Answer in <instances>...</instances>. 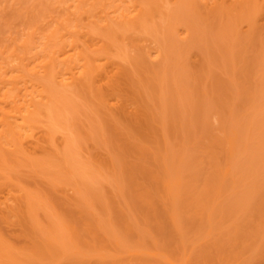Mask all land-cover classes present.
I'll return each instance as SVG.
<instances>
[{
    "label": "rangeland",
    "instance_id": "374dc122",
    "mask_svg": "<svg viewBox=\"0 0 264 264\" xmlns=\"http://www.w3.org/2000/svg\"><path fill=\"white\" fill-rule=\"evenodd\" d=\"M60 1L0 0V70L28 55L16 58L17 47L26 43L27 51L33 43L37 49L29 54H36L63 28V39L79 32L72 35L79 40L75 51L93 55L104 76L84 90L57 87L53 116H42L35 130L39 136L50 130L52 151L21 154L16 163L8 153L0 202L24 189L31 209L14 226L0 222L9 256L1 255L0 264H264V0L258 7L234 0L147 1V23L132 32L126 27L128 33L105 25L104 2L97 14L99 8L89 9L99 0ZM212 2L219 12L206 6ZM72 16L85 23L77 19L78 26ZM83 32L98 36L88 42ZM107 79L119 83L104 95ZM118 104L129 113L141 109L147 125L132 122Z\"/></svg>",
    "mask_w": 264,
    "mask_h": 264
},
{
    "label": "bare ground",
    "instance_id": "6f19581e",
    "mask_svg": "<svg viewBox=\"0 0 264 264\" xmlns=\"http://www.w3.org/2000/svg\"><path fill=\"white\" fill-rule=\"evenodd\" d=\"M65 1H67V0H65ZM70 1V0H69ZM73 1H75V0H73ZM94 1V0H93ZM96 1V0H95ZM95 1L94 2H92V3H94V4H96L97 3V1H96V3H95ZM106 1V2H105ZM110 1V0H109ZM117 1V0H116ZM119 1V0H118ZM122 1H124V0H121V2ZM132 1H133V3H132ZM131 2H130V0H127V2L128 3H126L125 4V2H124V6L122 7L121 6V4L120 5H117L118 3H116V6H112V2H114L115 3V1L113 0L112 2L110 1V2H107V0H99L98 2L100 3V4H96V6H91L90 8L91 9H89V11H93V10H98V8H99V10L97 11V14H98V12L101 10H103L102 9V7H106L105 5L107 4L108 5V8L106 9L107 11L104 13V12H101L100 13V16L101 15H103L104 17L102 18L103 19V21H105V25L109 28V29H113V26L115 27L116 26V24H118V25H121V26H123V28H125V30L124 31H126V27L128 28L127 30H129L130 29V31L132 32L133 30H131L132 28H135V26H139V25H142V27H144L145 26V24L147 23L146 21L148 20V19H146V17H147V13H145V9H146V5H144L147 1H149L150 3L151 2H154V1H152V0H137V4H136V1H134V0H132ZM140 1V2H139ZM211 1V0H210ZM213 1V0H212ZM218 2V0H215V2H214V4H217V2ZM221 1V0H220ZM60 2H62V0L60 1ZM76 2H78V3H82V2H80V1H76ZM75 2V3H76ZM102 2H104L105 3V5L103 6V5H101V3ZM129 2H130V4H129ZM135 2V3H134ZM234 2H244V3H252L253 5H256V7H258L259 5H258V3H259V0H234ZM72 3V2H71ZM70 3V4H71ZM77 3V4H78ZM83 3H84V0H83ZM83 3L82 4H80V6L81 5H83ZM88 3V2H87ZM91 3V4H92ZM103 3V4H104ZM222 3V2H221ZM62 4V3H61ZM76 4V5H77ZM89 4V3H88ZM88 4H87V7H88ZM90 4V5H91ZM94 4H92V5H94ZM73 5H75V4H73ZM211 5V7H213L212 5H213V2L210 4V3H208L206 6L208 7V6H210ZM223 5H225L226 6V4L223 2V4L222 5H220L219 6V9H221V7L223 6ZM66 6V5H65ZM230 6H231V4H230ZM76 7V6H75ZM78 7V6H77ZM100 7H101V9H100ZM111 7V8H110ZM190 7V6H189ZM193 7V6H192ZM196 7V6H195ZM210 7V8H211ZM57 8H59V6L57 7ZM85 8V6L83 7V9ZM93 8V9H92ZM215 10H214V9ZM213 8H211L210 10H214V12L216 11V10H218V7H213ZM63 9H65V8H63ZM69 9V8H68ZM86 9V8H85ZM228 9V8H227ZM60 10V9H59ZM67 10V9H66ZM66 10H64V11H66ZM72 10V9H71ZM76 10H77V8H76ZM81 11H84V10H82V9H80ZM209 10V11H210ZM105 11V10H104ZM68 12H70V11H68ZM73 12V11H72ZM72 12H71V14H69V15H73L72 14ZM88 10H86V15H88ZM94 12H96V11H94ZM207 12V11H206ZM212 12V11H211ZM218 12H219V10H218ZM66 14H65V17H66V15L67 16H69L68 14H67V11L65 12ZM77 13H79L80 15H81V12H76L75 14H77ZM93 13V12H92ZM60 14V13H59ZM62 14V13H61ZM79 14H77L76 15V17L79 15ZM94 14V13H93ZM96 14V13H95ZM84 15V14H83ZM82 15V16H83ZM85 15V16H86ZM90 15H88L87 16V18L89 17ZM97 16V15H96ZM99 16V15H98ZM63 17V16H62ZM72 17H74V18H71L72 19V21L74 22L75 20H77L78 19V21H82V20H80V18H76L75 16H72ZM78 17H80V16H78ZM191 17V16H190ZM200 17V16H199ZM198 16H197V18H199ZM76 18V19H75ZM90 18V17H89ZM88 18V19H89ZM92 18V17H91ZM90 18V19H91ZM94 18H96V17H94ZM101 18V17H100ZM52 19V18H51ZM66 19H70V17L68 18H66ZM70 19V20H71ZM93 19V18H92ZM102 19H97L96 18V20H97V22H99L100 20V25L102 24ZM200 19L202 20V18L200 17ZM65 20V19H64ZM187 20V19H186ZM68 21V20H67ZM72 21H70V22H72ZM78 21H75V23H79ZM87 21V20H86ZM73 22L71 23L72 24V27H74V25H76V24H74L73 25ZM82 22H84L85 23V21H82ZM88 22V21H87ZM93 22V21H92ZM189 22V21H188ZM48 23H49V21H48ZM68 23V22H67ZM83 23V24H84ZM90 23V22H89ZM95 23V22H94ZM109 23H115L114 25H112V24H109ZM175 23V22H174ZM65 24V23H64ZM91 24V23H90ZM90 24H87L86 23V25H90ZM109 24V25H108ZM176 24V23H175ZM187 24V23H186ZM49 25V24H48ZM59 25V24H58ZM66 25V24H65ZM69 25V24H68ZM104 25V26H105ZM112 25V26H111ZM46 26H47V24H46ZM62 26V25H61ZM71 26V25H70ZM78 26H79V24H78ZM78 26H75V28L73 29V28H71L72 30H78V28L80 29V27H78ZM81 26V25H80ZM82 26H84V25H82ZM91 26H95V24L94 25H91ZM132 26V27H131ZM149 26V25H148ZM59 28H60V25L58 26ZM90 27V26H89ZM95 27H97V26H95ZM94 27V28H95ZM101 27H103V25L101 26ZM112 27V28H111ZM120 27V26H119ZM131 27V28H130ZM141 26H140V28H138V30L139 29H141L142 28ZM178 27V26H177ZM55 28V27H54ZM66 29H70L69 27L67 28V25H66V27H65ZM64 28V29H65ZM88 28V27H87ZM92 28V27H91ZM94 28H92L93 30H95ZM103 28H105V27H103ZM103 28H101V29H99V28H97V30L99 29V30H102ZM107 28V29H108ZM115 28H118V27H115ZM121 28V27H120ZM145 28H147V27H145ZM149 28V27H148ZM147 28V29H148ZM166 28V27H165ZM167 28L168 29H170L169 28V25L167 26ZM167 28H166V30H167ZM173 28H174V25H173ZM63 29V28H62ZM62 29H56V30H58V31H56V33H58V32H60V33H63V32H61L60 30H62ZM66 29H65V35H67V33L69 34L70 33V31H66ZM152 29V28H151ZM154 29V28H153ZM152 29V30H153ZM183 29V28H182ZM234 29V28H233ZM84 30V29H83ZM87 30V29H86ZM96 31V32H100V31ZM116 29H114V31H115ZM138 30H135V31H138ZM143 33L145 32V29L143 28ZM149 30V29H148ZM160 31H161V29H159ZM185 30V29H184ZM230 30V29H229ZM235 30V29H234ZM54 31V30H53ZM62 31H64V30H62ZM81 31V30H80ZM147 31V30H146ZM172 31H174V30H172ZM73 32H75L76 34L77 33H79L78 31H73ZM72 31H71V33L70 34H72V35H74L75 37L78 35V37H80L79 36V34H77V35H75V33H73ZM82 32V31H81ZM105 32V31H104ZM109 33H110V31H108ZM127 32V31H126ZM139 32V31H138ZM168 32V31H167ZM60 33H58V36H56V34H55V31H54V34H55V36H56V38H55V36L53 37V35H52V41H51V43H49V45L48 44H46V45H48V47L46 46V47H43V49L41 50L40 48V46L38 47L39 48V50L40 51H38L36 54H32V55H30L29 53H31V50L32 51H34L33 50V48H36V47H34L35 45H33V43H32V45L30 44V40H29V44L30 45H28V49H27V51H25V48L27 47L26 46V43H25V45L24 46H26V47H24L23 45V47H21L20 48V46L19 47H17V48H20V50H22V51H19V49H17L16 48V50H15V52H17V53H19L18 55H17V53L15 54L16 55V58L17 57H20L19 55H21L22 57L26 54L27 56H25L24 58H21L20 57V59L18 58V60L16 59V58H14V59H16V60H13V59H11V56L12 55H14V51L13 50H11L12 52H13V54L11 53V55H10V58L9 59H11L10 60V62L13 60V62H15V63H13L12 62V66H14V67H10V69L8 68H6V69H4L3 67L1 68V70H0V176H2V175H4V174H2L3 172H2V170L4 169V168H6V166L5 165H7L6 164V162H7V159L9 158L8 157V153H9V155H10V159L12 158V161L14 160V158H16V159H18V160H20L21 159V157H22V155L24 154L26 157H24V155H23V158L24 159H26L28 156V154H30V153H32V155H34V153H37V152H43V154H44V152L45 151H48L49 152V150H53V145H51L52 144V138H51V135H50V137H49V135H48V133H49V131L47 132L46 131V133H47V135H43V133L41 134V136H39V134H37L36 133V131L35 130H39L37 127H39V126H37V124H39V123H41V118H42V116H44V115H48L49 116V119H51V115L53 116V114H51L52 112H53V110H54V107L56 106V97L58 96V94H59V92H60V90L59 89H57V87L58 88H60V86L61 87H66V88H68L69 86H71V87H75L76 88V86H79L80 87V85L82 86V89H83V87L85 86V85H94V81H95V79H96V77H101L102 78V75L104 76V74H100V71H98V70H96V65L95 64H93V60H94V57H93V55H92V57L90 56V54L83 48V47H81V49H79V50H77V51H75L76 49H77V47H78V41H76L77 39H75V41H74V38H72V35H71V38H69L68 36H65V37H67V38H64V39H66V40H64L63 38H62V35H60ZM84 33V35L85 36H87V34L88 33H85V32H83ZM101 33V32H100ZM112 33V32H111ZM114 33H118V31H116V32H114ZM125 33V32H124ZM128 33V32H127ZM135 33V32H134ZM150 33H152V32H150ZM221 33H223L222 31H221ZM231 33V32H230ZM49 34V33H48ZM52 34V33H51ZM82 34V33H81ZM119 34H121V33H119ZM118 34V35H119ZM122 34H123V32H122ZM141 34V33H140ZM233 34V33H232ZM24 35V34H23ZM59 35H60V37H59ZM92 35V34H91ZM124 35V34H123ZM122 35V36H123ZM139 35V34H138ZM84 36V37H85ZM94 36H96V35H93V36H91V38L93 37L94 38ZM97 36H98V34H97ZM96 36V37H97ZM101 36V35H100ZM107 36V35H106ZM106 36H104V37H106ZM125 36V35H124ZM131 36V35H130ZM129 36V37H130ZM183 36V35H182ZM32 37V36H31ZM57 37H58V39H57ZM64 37V36H63ZM82 37V36H81ZM83 37V38H84ZM103 37V38H104ZM25 38V37H24ZM43 38V37H42ZM45 38V37H44ZM43 38V39H44ZM53 38H55V39H53ZM89 38V39H88ZM91 38L89 37V34H88V37H87V41L89 42V41H92L91 40ZM101 39V41H102V37H100ZM107 38V37H106ZM116 38V37H115ZM134 38V37H133ZM177 38V37H176ZM189 37H187V39H188ZM47 39V38H46ZM73 39V40H72ZM99 39V38H98ZM108 39L110 40V39H112V38H109L108 37ZM114 39V38H113ZM121 39V38H120ZM129 39V38H128ZM135 39H136V37H135ZM181 39V38H180ZM187 39H185V40H187ZM12 40V39H11ZM19 40V39H18ZM28 40V39H27ZM32 40V39H31ZM48 40V39H47ZM68 40H71V41H68ZM94 40V39H93ZM104 40H105V43L104 44H106V39L104 38ZM124 40V39H123ZM130 40H132V39H130ZM134 40V39H133ZM182 40V39H181ZM20 41V40H19ZM18 41V42H19ZM41 41V40H40ZM39 41V42H40ZM122 41V40H121ZM128 41V40H127ZM45 42V41H44ZM95 42H96V38H95ZM113 42H115V40L113 41ZM99 43H101V42H99ZM102 43H103V41H102ZM101 43V44H102ZM109 43H112V42H109ZM10 44V43H9ZM12 44V43H11ZM10 44V45H11ZM14 44V43H13ZM12 44V45H13ZM16 44V43H15ZM20 44V43H19ZM81 43H79V45H80ZM92 44V43H91ZM91 44H88V45H91ZM115 44H116V42H115ZM93 45V44H92ZM98 45V44H97ZM107 45V44H106ZM105 45V46H106ZM109 45L110 44H108L107 46L109 47ZM112 45V44H111ZM114 45V44H113ZM121 45V44H120ZM15 46V45H14ZM29 46H31V47H29ZM67 46L69 47V48H67ZM119 46V45H118ZM131 46V45H130ZM12 47V46H11ZM90 47V46H89ZM93 47H95L94 45H93ZM99 47V45L97 46V48ZM125 47V46H124ZM138 47V46H137ZM146 47V46H145ZM23 48V49H22ZM46 48V49H45ZM79 48V47H78ZM86 48V47H85ZM107 48V47H106ZM130 48V47H129ZM135 48V47H134ZM4 49V48H3ZM9 49V48H8ZM15 49V48H14ZM37 49V48H36ZM66 49H68V50H66ZM99 49V48H98ZM97 49V50H98ZM100 49H101V51H102V49H103V51H105V49L104 48H102V46L100 47ZM100 49H99V53L101 52L100 51ZM137 50H138V48H136ZM145 49V48H144ZM157 49V48H156ZM158 49H159V47H158ZM73 50V52H70V51H72ZM87 50H88V48H87ZM120 50V49H119ZM89 51V50H88ZM102 51V55L103 54H106V56H107V54L108 53H104ZM117 51V50H116ZM24 52V53H23ZM26 52V53H25ZM93 53H96V52H94V50L92 51ZM106 52V51H105ZM113 52V51H112ZM115 52V51H114ZM113 52V53H114ZM143 52V51H142ZM159 52V51H158ZM157 52V53H158ZM1 53V52H0ZM21 53H23V54H21ZM39 53H41L40 55H41V57L38 55ZM98 53V54H99ZM151 53V52H150ZM112 54V53H111ZM145 54V53H144ZM95 55V54H94ZM100 55H101V53H100ZM143 55V54H142ZM161 55V54H160ZM1 56H2V54H1ZM0 56V57H1ZM97 56V55H96ZM113 56V55H112ZM162 56V55H161ZM125 57V56H124ZM128 57V56H127ZM153 57V56H152ZM163 57V56H162ZM39 58H40V60H39ZM96 59H97V57H95ZM121 58V57H120ZM155 58H156V55H155ZM95 59V61L96 62H99V61H97ZM98 59H100V57L98 56ZM106 59V58H105ZM115 59V58H114ZM129 59V58H128ZM164 59V58H163ZM3 60H5V59H3ZM25 60V61H24ZM37 60H39L38 61V63H37ZM108 60H109V58H108ZM116 60V59H115ZM7 61H9L8 59H7ZM107 61V60H106ZM111 61V60H110ZM148 61V60H147ZM3 62V61H2ZM10 62H9V64H10ZM18 62V63H17ZM112 62V61H111ZM119 62V61H118ZM117 62V63H118ZM130 62H132V61H130ZM129 62V63H130ZM143 62V61H142ZM107 63V62H106ZM106 63H105V65H106ZM113 63V62H112ZM116 63V62H115ZM152 63V62H151ZM164 63V62H163ZM3 64V63H2ZM9 64H7V65H9ZM14 64V65H13ZM132 64V63H131ZM150 64V63H149ZM1 65V64H0ZM7 65H6V67H7ZM102 65V64H101ZM116 65V64H115ZM98 66V68H99V65H97ZM120 66V65H119ZM132 66V65H131ZM136 66V65H135ZM102 67V66H101ZM15 69V70H12V69ZM120 69H122L121 67H120ZM118 70V71H121V70ZM129 69V68H128ZM152 69V68H151ZM12 72L11 74H10V72ZM13 71H14V73H13ZM125 71V70H124ZM151 71V70H150ZM16 72H19V73H17V74H15ZM106 72V71H105ZM105 72H101V73H105ZM130 72V71H129ZM152 72V71H151ZM8 73V74H7ZM11 76H10V75ZM119 75H120V73H118ZM117 73L115 74L116 75V77H118L117 75H118ZM126 74V73H125ZM133 74V73H132ZM8 77H7V76ZM124 75V74H123ZM10 76V77H9ZM130 76V75H129ZM105 77H106V74H105ZM115 77V76H114ZM114 77H108L109 78V80H111V79H114ZM162 77V76H161ZM154 78V77H153ZM119 79V78H118ZM118 79H114V80H118ZM127 79V78H126ZM99 80V79H98ZM108 79H107V84H108V86H106L107 87V89H103V92H104V95H109V91H112V90H114L115 88H116V86L118 85L117 84V82L119 83V81H114L113 82V80L112 81H109ZM133 80V79H132ZM125 81V80H124ZM157 81V80H156ZM106 82V81H105ZM132 82V81H131ZM151 82V81H150ZM158 82V81H157ZM28 83H31V84H29V88L27 87V86H25V85H27ZM139 83V82H138ZM163 83V82H162ZM104 84V83H103ZM106 84V83H105ZM106 84V85H107ZM140 84V83H139ZM157 84V83H156ZM102 85V84H101ZM121 85V84H120ZM68 86V87H67ZM140 86H141V84H140ZM20 87H23V89H20ZM56 87V88H55ZM94 86H92V88H93ZM122 87H124V86H122ZM126 87V86H125ZM158 87V86H157ZM65 88V89H66ZM101 88V87H100ZM155 88V87H154ZM71 89V88H70ZM78 88H76V90H77ZM123 89V88H122ZM130 89V88H129ZM142 89V88H141ZM84 90V89H83ZM86 90V89H85ZM93 90V89H92ZM120 90V89H119ZM143 90V89H142ZM117 91V90H116ZM127 91V90H126ZM129 91V90H128ZM22 92V93H21ZM95 92V91H94ZM109 92V93H108ZM114 93H117V92H114ZM120 93H121V91H120ZM97 95H99V94H97ZM114 95V97L112 96V98H115V94H113ZM118 96V95H117ZM121 96V95H120ZM127 96V95H126ZM84 97V96H83ZM103 97V99L106 97V96H102ZM108 100H109V98L108 97H106ZM110 98H111V96H110ZM129 98V97H128ZM101 99V98H100ZM103 99H102V101H103ZM126 99H127V97H126ZM130 99V98H129ZM77 100V99H76ZM108 100H107V102H108ZM116 100V99H115ZM117 100H119L118 98H117ZM124 100V99H123ZM78 101V100H77ZM80 101V100H79ZM121 101V100H120ZM125 101V100H124ZM76 102V101H75ZM99 102V101H98ZM123 102V101H122ZM57 103H58V100H57ZM67 103V102H66ZM113 103V102H112ZM117 103H118V101H117ZM137 103V102H136ZM142 103V102H141ZM64 104V103H63ZM62 104V105H63ZM77 104V103H76ZM97 105H98V103H96ZM103 105H104V103H102ZM120 104V103H119ZM118 104V108H120V110H125L126 108L124 107V106H126V105H123L122 104V106H120ZM132 104H134L135 105V103H132ZM140 104V103H139ZM74 105V104H73ZM84 105V104H83ZM102 105V106H103ZM66 106V105H65ZM78 106H79V104H78ZM87 106V105H86ZM100 106V105H99ZM106 106H107V103H106ZM58 107V106H57ZM71 107V106H70ZM116 107V106H115ZM127 107V106H126ZM129 107V106H128ZM137 106H135V108H136ZM60 108L61 107H59V110H60ZM63 108V107H62ZM62 108H61V110H62ZM83 108V107H82ZM89 108H90V106H89ZM105 108H107V107H105V105H104V107H103V109H105ZM133 108H134V106H133ZM133 108H132V110H133ZM134 108V109H135ZM56 109H58V108H56ZM84 109V108H83ZM113 109V108H112ZM117 109V108H116ZM58 110V111H59ZM66 110V109H65ZM109 110V109H108ZM107 110V111H108ZM120 110H119V113H120ZM128 109H126V111H127ZM141 110V109H140ZM138 108H136L135 109V111H133V113H129L128 111V116L129 115H131L132 114V116L133 117H131V116H129L131 119H129V117H128V119L129 120H131L132 122L135 120V121H138V122H142L144 125H147V124H145V121L147 122V120L145 119L144 120V118H146V117H144V113H142L141 111H140ZM92 111H94V110H92ZM106 111V110H105ZM106 111V112H107ZM121 111V112H122ZM62 112V111H61ZM60 112V113H61ZM125 112V111H124ZM124 112H122V114L124 113ZM130 112H132V111H130ZM55 113H56V110H55ZM59 113V114H60ZM117 113V112H116ZM145 113H147V112H145ZM57 114V113H56ZM122 114H120L122 117L124 116V114L122 115ZM63 116V115H62ZM110 116V115H109ZM125 116H126V114H125ZM143 116V117H142ZM46 117V119L48 118L47 116H45ZM61 117V116H60ZM58 118V119H61V118ZM66 118V117H65ZM118 118V117H117ZM126 119H127V117H125ZM134 118V119H133ZM63 119V118H62ZM48 120V119H47ZM143 120V121H142ZM48 121H50V120H48ZM65 121V120H64ZM66 121H67V119H66ZM130 121V122H131ZM57 123V121L55 120V121H53V122H51L50 124H53V123ZM62 123V122H61ZM60 123V124H61ZM140 123H136V125H140ZM60 124H58V125H60ZM65 124H66V122H65ZM142 124V125H143ZM40 125H42V124H40ZM54 126H55V124H53ZM53 125H50V126H53ZM142 125H140L141 127H142ZM53 126V127H54ZM43 127V126H42ZM46 127V126H45ZM48 127V126H47ZM52 127V128H53ZM56 127V126H55ZM65 127H67V124H66V126ZM144 127V126H143ZM64 128V127H63ZM51 129V128H50ZM54 129V128H53ZM60 129V128H59ZM41 130V129H40ZM44 130H46V128H44ZM64 130H65V128H64ZM43 131V130H42ZM53 131V130H52ZM55 132V131H54ZM54 132H53V134H54ZM39 133V132H38ZM52 133V132H51ZM61 133V132H60ZM65 134H67V130H66V133ZM64 134V135H65ZM38 135V136H37ZM56 135V134H55ZM61 135V134H60ZM59 135V136H60ZM69 135V134H68ZM54 136V135H53ZM69 137V136H68ZM72 138V137H71ZM54 141V140H53ZM60 141V140H59ZM71 141V140H70ZM67 143V142H66ZM46 144H48L50 147H47L48 145H46ZM62 144H65V143H62ZM58 147V146H57ZM65 147V146H64ZM67 149V148H66ZM65 149V150H66ZM60 150V149H59ZM64 150V151H65ZM18 153V154H22L21 156L19 155H15L14 153ZM56 152V151H55ZM54 152V153H55ZM61 152V151H60ZM12 155H11V154ZM53 153V152H52ZM51 153V154H52ZM57 153V152H56ZM64 153H66V152H64ZM54 154H52V156H53ZM57 155H58V153H57ZM65 155V154H64ZM15 156V157H14ZM18 156V157H17ZM31 156V155H30ZM36 156V155H35ZM44 156V155H43ZM43 156H41V158L43 157ZM61 156V155H60ZM67 156H68V154H67ZM66 156V157H67ZM19 157H20V159H19ZM45 157V156H44ZM57 157V156H56ZM66 157H63V158H65L66 159ZM70 157V156H69ZM22 158V159H23ZM29 158H32V156L31 157H29ZM28 158V159H29ZM33 158H35L34 156H33ZM33 158L31 159L32 161H33V163H34V161H35V159H38V161H39V158L37 157V158H35L34 160H33ZM40 158V159H41ZM46 158H52V157H45V159ZM61 158V157H60ZM9 159V161H11ZM15 159V160H16ZM53 159H54V156H53ZM56 159V158H55ZM14 160V162L16 163V161ZM30 160V159H29ZM29 161L28 163H30V162H32V161ZM43 160H44V158H43ZM67 160V159H66ZM70 160V159H69ZM24 161V160H23ZM52 161V160H51ZM51 161H50V163H51ZM68 161V160H67ZM20 162H21V160H20ZM25 162V161H24ZM54 162H56V161H54ZM66 162V161H65ZM64 162V163H65ZM70 162V161H69ZM69 162H67L68 164H69ZM71 162H72V160H71ZM37 163V162H36ZM35 164V163H34ZM49 164V163H48ZM47 163H46V165H48ZM53 164V163H52ZM19 165V164H18ZM32 165V164H31ZM37 165H39V164H37ZM36 165V166H37ZM42 165V164H41ZM40 165V166H41ZM21 166V165H20ZM18 167V166H17ZM41 167H43V166H41ZM47 167V166H46ZM66 167V166H65ZM13 168V167H12ZM48 168V167H47ZM8 170V169H7ZM11 170V169H10ZM4 171V170H3ZM69 172V171H68ZM7 173V172H6ZM72 173V172H71ZM75 174V173H74ZM5 182V181H4ZM10 182V181H9ZM1 183V182H0ZM6 185V184H5ZM12 186V185H11ZM14 186V185H13ZM7 187V186H6ZM24 190V189H23ZM23 190H18L19 192H18V196H12L11 194H10V192L11 191H9V193L8 194H6L8 197H5L4 198V200L2 201V202H0V222L1 223H4V225H6L7 227L9 226H14L12 223L14 222V221H18V220H23V214L22 213H24L25 212V207L27 206V205H29V196H31V195H29V194H24L22 191ZM8 191V190H7ZM7 191H6V193H7ZM2 193H4V189L2 188V186H1V184H0V194H2ZM5 194V193H4ZM9 194H10V196H9ZM28 195V196H27ZM14 197V198H13ZM3 199V198H2ZM33 200V199H32ZM31 203V202H30ZM27 208V207H26ZM29 209H31L30 207H29ZM28 208H27V210H29ZM26 210V211H27ZM22 212V213H21ZM27 212H30V210L29 211H27ZM26 213V212H25ZM29 214V213H28ZM26 214H24V216H25ZM26 218H27V216H25ZM11 219H12V221H11ZM25 219V218H24ZM2 225V224H1ZM3 235H2V233L0 232V256L2 255V257H5L6 259H7V257H9L8 256V247H7V244L3 241V239L1 238ZM4 237V236H3ZM23 237H26V236H23ZM7 256V257H6ZM9 259V258H8ZM10 260V259H9ZM9 260H7L8 261V263H10L11 264V260H10V262H9Z\"/></svg>",
    "mask_w": 264,
    "mask_h": 264
}]
</instances>
